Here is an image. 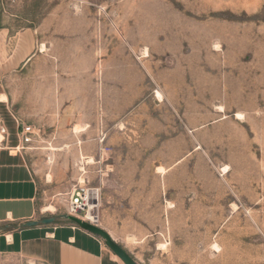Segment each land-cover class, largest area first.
<instances>
[{
  "label": "rangeland",
  "instance_id": "374dc122",
  "mask_svg": "<svg viewBox=\"0 0 264 264\" xmlns=\"http://www.w3.org/2000/svg\"><path fill=\"white\" fill-rule=\"evenodd\" d=\"M39 27L35 72L0 90L39 130L23 151L43 218L69 222L94 188L137 264H264V0H0V59L30 55Z\"/></svg>",
  "mask_w": 264,
  "mask_h": 264
},
{
  "label": "crops",
  "instance_id": "0c3cea01",
  "mask_svg": "<svg viewBox=\"0 0 264 264\" xmlns=\"http://www.w3.org/2000/svg\"><path fill=\"white\" fill-rule=\"evenodd\" d=\"M39 30L40 27L34 30L36 34H31L33 45L30 55L20 58L17 54H10L0 59V78L21 67L28 60L31 62L32 74L35 72L34 67L40 60L39 55L43 53L39 48L42 40L47 39L46 35L42 37L38 34ZM62 82L63 78L57 77L55 90L58 93V105H64L67 98ZM1 95L5 96V99H0L5 134L0 142V264H123L100 237L71 222L23 226L27 221L43 218V212L37 203L39 185L27 162L24 149L17 148V123L9 112L7 94L0 90ZM94 101L92 87L82 110L86 113L94 108ZM104 108L107 106L104 105ZM108 110L109 117L119 116L117 98H110ZM113 110L116 112H112ZM8 123L14 124L15 139L11 137ZM83 125L87 124L80 120V126ZM101 202L102 197L100 205Z\"/></svg>",
  "mask_w": 264,
  "mask_h": 264
},
{
  "label": "built area",
  "instance_id": "2783aa9c",
  "mask_svg": "<svg viewBox=\"0 0 264 264\" xmlns=\"http://www.w3.org/2000/svg\"><path fill=\"white\" fill-rule=\"evenodd\" d=\"M16 123H17V137L19 139V145L17 148L24 149V146L26 144L32 143L35 137L38 136L39 130H37L32 125L22 124V123H19L18 121H16ZM1 132L5 134V129L3 127L1 128ZM89 189H92V188L79 187L77 191L72 194L73 200L71 204L69 205L67 214L78 217L81 220H84V221H87L93 224H97L98 223L97 213H96L97 217H95L96 222H91L84 218L87 210H89L88 203H90V205H95V208L92 209V211L95 210V212H96V208L99 205V193H98L99 190L95 189V191H93Z\"/></svg>",
  "mask_w": 264,
  "mask_h": 264
},
{
  "label": "water",
  "instance_id": "95a60500",
  "mask_svg": "<svg viewBox=\"0 0 264 264\" xmlns=\"http://www.w3.org/2000/svg\"><path fill=\"white\" fill-rule=\"evenodd\" d=\"M63 217L77 227L100 237L104 241V244L120 259L123 264H137L132 256L120 244H118L106 230L99 227L97 224L81 220L78 217L68 214ZM55 220V216L44 217L34 221H27L23 223V226H36L40 224L47 225L54 223Z\"/></svg>",
  "mask_w": 264,
  "mask_h": 264
},
{
  "label": "bare ground",
  "instance_id": "6f19581e",
  "mask_svg": "<svg viewBox=\"0 0 264 264\" xmlns=\"http://www.w3.org/2000/svg\"><path fill=\"white\" fill-rule=\"evenodd\" d=\"M157 96L159 97V99L161 98V95L159 94V93H157ZM0 99H5V96L4 95H1L0 96ZM221 110H223V109H221ZM236 118L239 120V119H241L242 118V114L241 113H238L237 114V116H236ZM74 129H75V131H77V126L76 127H74ZM3 139H4V136H3V133L0 131V142H2L3 141ZM53 148V147H52ZM53 150V149H52ZM83 158V157H82ZM86 163H89V164H94V160L91 158V157H87L86 158ZM159 169H161L160 167H159ZM227 169V168H226ZM163 170V169H162ZM161 170V171H162ZM225 170V166H224V169H223V171ZM84 182V180L81 178L80 179V183H83ZM81 186V185H80ZM89 190H93V191H95V189L93 188V189H89ZM88 205H89V210H87V212H86V214H85V219L86 220H88V221H91V222H96V219H95V217H97L96 216V212H95V210L94 211H92V209L93 208H95V205H90V203H88ZM41 211L42 212H52V211H54V208H53V206H51V205H48V206H45V207H43L42 209H41ZM129 238V237H128ZM135 238V237H134ZM135 243V242H134ZM162 246V245H161ZM215 246V245H214ZM217 247V246H216ZM116 256V255H115ZM117 257V256H116ZM118 258V257H117ZM119 259V258H118ZM120 260V259H119Z\"/></svg>",
  "mask_w": 264,
  "mask_h": 264
}]
</instances>
